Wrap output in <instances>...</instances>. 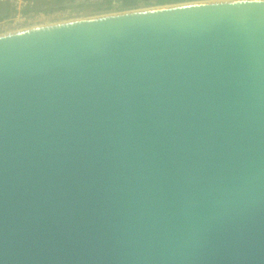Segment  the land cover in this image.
<instances>
[{
    "label": "water",
    "instance_id": "water-1",
    "mask_svg": "<svg viewBox=\"0 0 264 264\" xmlns=\"http://www.w3.org/2000/svg\"><path fill=\"white\" fill-rule=\"evenodd\" d=\"M0 264H264V0L0 36Z\"/></svg>",
    "mask_w": 264,
    "mask_h": 264
},
{
    "label": "flooded vegetation",
    "instance_id": "flooded-vegetation-1",
    "mask_svg": "<svg viewBox=\"0 0 264 264\" xmlns=\"http://www.w3.org/2000/svg\"><path fill=\"white\" fill-rule=\"evenodd\" d=\"M104 1L105 0H30V9L34 12L31 18L33 22L40 21L41 23H45L46 26L51 24L48 21L54 17L74 16L76 13H79L80 9H85L91 6L100 7L101 5H104ZM113 4L118 5L117 3ZM3 17L5 16L0 15V18ZM70 20L54 22L51 25L68 22Z\"/></svg>",
    "mask_w": 264,
    "mask_h": 264
},
{
    "label": "built area",
    "instance_id": "built-area-1",
    "mask_svg": "<svg viewBox=\"0 0 264 264\" xmlns=\"http://www.w3.org/2000/svg\"><path fill=\"white\" fill-rule=\"evenodd\" d=\"M0 3H4L8 7L7 15L0 18V34H8L10 31H21L34 25L45 24L40 21L33 22L31 16L34 12L30 9V0H0Z\"/></svg>",
    "mask_w": 264,
    "mask_h": 264
},
{
    "label": "rangeland",
    "instance_id": "rangeland-1",
    "mask_svg": "<svg viewBox=\"0 0 264 264\" xmlns=\"http://www.w3.org/2000/svg\"><path fill=\"white\" fill-rule=\"evenodd\" d=\"M203 1H210V0H186L184 2L181 3H198V2H203ZM149 4H143V3H139L136 7L132 8V9H124L122 10L121 8H119L117 5L112 4L109 8L106 7V5H101L100 7H95V6H91V7H87L85 9H80L79 13H76V15L74 16H58V17H54L53 19L49 20L48 22L52 23H56L62 21V20H76V19H89V18H95V17H99V16H103V15H111V14H115V13H123V12H130V11H136V10H141V9H146V8H152V7H157L155 6V4L152 2V0H149ZM181 3H177V4H181ZM170 5V4H167ZM163 6V5H162ZM140 8V9H139ZM36 24V23H35ZM49 24V25H51ZM33 25V24H31ZM45 25V24H41ZM40 26V25H37ZM36 27V25L34 26Z\"/></svg>",
    "mask_w": 264,
    "mask_h": 264
},
{
    "label": "trees",
    "instance_id": "trees-1",
    "mask_svg": "<svg viewBox=\"0 0 264 264\" xmlns=\"http://www.w3.org/2000/svg\"><path fill=\"white\" fill-rule=\"evenodd\" d=\"M186 0H152L155 6L167 5V4H177L184 2ZM113 3H117L118 7L122 10L132 9L136 7L139 3L149 4V0H105L104 5L109 8ZM116 5V4H115Z\"/></svg>",
    "mask_w": 264,
    "mask_h": 264
},
{
    "label": "bare ground",
    "instance_id": "bare-ground-1",
    "mask_svg": "<svg viewBox=\"0 0 264 264\" xmlns=\"http://www.w3.org/2000/svg\"><path fill=\"white\" fill-rule=\"evenodd\" d=\"M214 1H228V0H210V1H203V2L206 3V2H214ZM187 4H194V3L170 4V5H163V6L161 5V6H157V7L146 8V9H141V10H136V11H130V12L147 11V10H150V9H161V8H168V7H172V6H176L177 7V6L187 5ZM111 15H119V14L118 13H115V14H111ZM104 16H108V15H103V16H99V17H104ZM95 18H97V17H95ZM85 19H87V18H85ZM82 20H84V19H76V20H72V21H68V22H75V21H82ZM62 23H67V22H62ZM38 25H41V24H38ZM34 26L29 27V28H24L22 30H28V29H33V28H36V27H41V26H37V25H36V27H34ZM46 26H49V25H46ZM17 31H15V32H17ZM10 33H13V31L12 32L10 31ZM2 35H6V34H0V36H2Z\"/></svg>",
    "mask_w": 264,
    "mask_h": 264
},
{
    "label": "crops",
    "instance_id": "crops-1",
    "mask_svg": "<svg viewBox=\"0 0 264 264\" xmlns=\"http://www.w3.org/2000/svg\"><path fill=\"white\" fill-rule=\"evenodd\" d=\"M7 13H8V7H7V5L4 4V3H0V15L6 16Z\"/></svg>",
    "mask_w": 264,
    "mask_h": 264
}]
</instances>
